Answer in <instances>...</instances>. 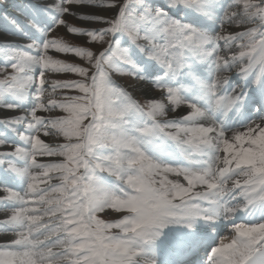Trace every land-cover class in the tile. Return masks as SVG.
Masks as SVG:
<instances>
[{"label": "snow or ice", "instance_id": "obj_1", "mask_svg": "<svg viewBox=\"0 0 264 264\" xmlns=\"http://www.w3.org/2000/svg\"><path fill=\"white\" fill-rule=\"evenodd\" d=\"M15 7L0 264H264V0Z\"/></svg>", "mask_w": 264, "mask_h": 264}, {"label": "rangeland", "instance_id": "obj_2", "mask_svg": "<svg viewBox=\"0 0 264 264\" xmlns=\"http://www.w3.org/2000/svg\"><path fill=\"white\" fill-rule=\"evenodd\" d=\"M24 0H0V17L4 16L5 14L9 15V16H17V17H20L21 16V13L19 11H17L16 9V4L17 3H23ZM153 3L155 4H161L163 3V0H153ZM22 18V17H21ZM70 23L76 25L77 24V21H75L74 19H71L69 21ZM4 27H5V22L3 20H0V39H15L14 37H10V36H6L5 33H4ZM60 34L63 33V30H59ZM67 39V37H65ZM74 43V41H72ZM61 58H65V59H68L69 62H79V61H71V58L70 57H61ZM8 72H11V68H8L7 70ZM3 75L4 73L3 72H0V79L3 78ZM52 79H59V80H68V79H77L78 77H76L75 75L73 74H52L51 77ZM233 81H231L233 84V86L235 85L240 87L241 85V82L237 79V78H234L232 79ZM121 83H129L131 82L129 80V78L125 77L123 78L122 80H120ZM69 94H74V93H69ZM58 96L60 95V93L57 94ZM1 113H4L3 111H0V114ZM58 114V113H57ZM0 116H3V115H0ZM47 139V138H46ZM51 142L53 141V138L50 139ZM2 214H6V212L2 213ZM1 216V215H0ZM3 217H0V219H2ZM5 235H0V239L4 238ZM6 239V238H5ZM4 242V240L0 241V243Z\"/></svg>", "mask_w": 264, "mask_h": 264}, {"label": "bare ground", "instance_id": "obj_3", "mask_svg": "<svg viewBox=\"0 0 264 264\" xmlns=\"http://www.w3.org/2000/svg\"><path fill=\"white\" fill-rule=\"evenodd\" d=\"M230 75H231V77H232V78H231V81H233L232 79L237 78V79L241 82V85H240V87H238V86L235 87V85L233 86V84H231L232 82L230 81V83H229L228 85L225 86L227 92H228V93H231L233 88H236V91H237V92L244 90V82H243L242 80H240L239 77H237L235 74H230ZM121 80H122V79H121ZM5 114H6V113H1L0 115H5ZM47 139L51 142V140H50L51 138H47ZM2 213H4V211H0V215H1L0 217H4V216L7 214V213H6V214H2ZM5 238H6V239H5ZM10 239H11V236H7V235H5L3 239H2V238L0 239V241H1V240H2V241H3V240H4V241H7V240H10Z\"/></svg>", "mask_w": 264, "mask_h": 264}]
</instances>
